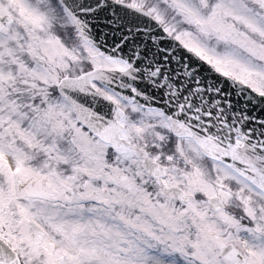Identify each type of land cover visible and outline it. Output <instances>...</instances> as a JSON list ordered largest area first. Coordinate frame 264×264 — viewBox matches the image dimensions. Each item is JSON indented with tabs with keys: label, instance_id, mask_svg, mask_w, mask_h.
<instances>
[{
	"label": "snow or ice",
	"instance_id": "snow-or-ice-1",
	"mask_svg": "<svg viewBox=\"0 0 264 264\" xmlns=\"http://www.w3.org/2000/svg\"><path fill=\"white\" fill-rule=\"evenodd\" d=\"M0 264H264V0H0Z\"/></svg>",
	"mask_w": 264,
	"mask_h": 264
}]
</instances>
